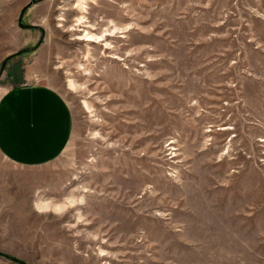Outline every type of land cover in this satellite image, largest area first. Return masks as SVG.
Segmentation results:
<instances>
[{
	"label": "rangeland",
	"instance_id": "rangeland-1",
	"mask_svg": "<svg viewBox=\"0 0 264 264\" xmlns=\"http://www.w3.org/2000/svg\"><path fill=\"white\" fill-rule=\"evenodd\" d=\"M0 0V96L73 117L0 153V264H264V0Z\"/></svg>",
	"mask_w": 264,
	"mask_h": 264
},
{
	"label": "crops",
	"instance_id": "crops-1",
	"mask_svg": "<svg viewBox=\"0 0 264 264\" xmlns=\"http://www.w3.org/2000/svg\"><path fill=\"white\" fill-rule=\"evenodd\" d=\"M72 129V111L51 87L20 85L0 96V153L13 164L38 166L55 160Z\"/></svg>",
	"mask_w": 264,
	"mask_h": 264
},
{
	"label": "water",
	"instance_id": "water-1",
	"mask_svg": "<svg viewBox=\"0 0 264 264\" xmlns=\"http://www.w3.org/2000/svg\"><path fill=\"white\" fill-rule=\"evenodd\" d=\"M37 1H39V0H30L27 4H25V5L21 8L20 13H19V15H18V25H19V27H21V28H32V27L37 26V25H33V24H24V23L22 22V18H23V15H24L25 10H26L31 4H33V3L37 2ZM23 51H24V50L14 52V53L10 54L8 57H11V56H13V55H17V54H19V53H21V52H23ZM8 57H7V58H8ZM7 58H5V59L2 61V64H1V67H0V74H1V72L3 71V69H4V66H5V64H6V60H7ZM10 259H11V260H14V261H17V262H20L21 264H24V262H21V261L17 260L16 258L10 257Z\"/></svg>",
	"mask_w": 264,
	"mask_h": 264
}]
</instances>
